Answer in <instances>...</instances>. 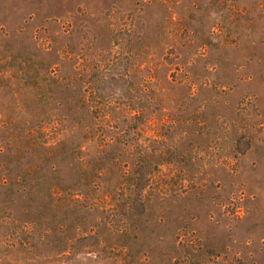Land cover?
<instances>
[{
	"label": "rangeland",
	"instance_id": "obj_1",
	"mask_svg": "<svg viewBox=\"0 0 264 264\" xmlns=\"http://www.w3.org/2000/svg\"><path fill=\"white\" fill-rule=\"evenodd\" d=\"M0 264H264V0H0Z\"/></svg>",
	"mask_w": 264,
	"mask_h": 264
},
{
	"label": "trees",
	"instance_id": "obj_2",
	"mask_svg": "<svg viewBox=\"0 0 264 264\" xmlns=\"http://www.w3.org/2000/svg\"><path fill=\"white\" fill-rule=\"evenodd\" d=\"M118 156H119V155H118ZM118 156H117L116 160H111V162H113V163H112V164H113L112 167H116V166H118V163H117ZM131 164H133V161H132Z\"/></svg>",
	"mask_w": 264,
	"mask_h": 264
}]
</instances>
